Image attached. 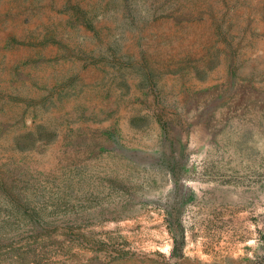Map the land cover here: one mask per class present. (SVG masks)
<instances>
[{"label": "rangeland", "instance_id": "1", "mask_svg": "<svg viewBox=\"0 0 264 264\" xmlns=\"http://www.w3.org/2000/svg\"><path fill=\"white\" fill-rule=\"evenodd\" d=\"M0 264H264V0H0Z\"/></svg>", "mask_w": 264, "mask_h": 264}]
</instances>
